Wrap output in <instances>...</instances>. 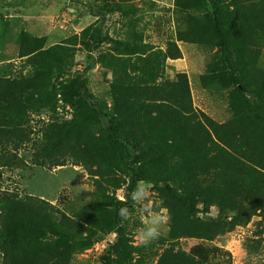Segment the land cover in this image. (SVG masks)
<instances>
[{"label": "trees", "instance_id": "trees-1", "mask_svg": "<svg viewBox=\"0 0 264 264\" xmlns=\"http://www.w3.org/2000/svg\"><path fill=\"white\" fill-rule=\"evenodd\" d=\"M201 2L191 1L188 8L201 9ZM215 7L213 16H188L187 29L180 38L218 49L206 76L207 85L229 90L233 118L218 124L197 111L186 74H178L175 81L157 82L163 62L168 57H180L177 47L175 54L157 53L149 44H143L142 51L154 54L153 59L137 76L126 80L117 77L111 82V104L96 98L84 78L74 79L69 90L62 88L63 99L78 109L84 121L92 122H71L61 131L56 126L50 132L45 129L42 143H34V157L35 161L40 157L39 163L48 159L52 165H65L66 159L57 153L67 146L75 163L99 176L95 183L102 203L58 219L57 215L46 213L49 203L43 199L0 192L3 264H72L73 255L86 249V245L75 240L87 241L95 233L84 223H97L101 229L116 231V246L126 249L124 221L118 210L124 204L131 207L128 193L138 181L163 184L166 194L170 193L166 204L172 219L170 242L182 237L212 241L225 231L217 224L192 219L189 207L197 198L218 206L221 212H232V227L243 211L250 212V217L259 210L264 212V68L259 66L260 51L264 49V0H216ZM97 36L94 48L105 40L102 32L98 31ZM127 45L134 51L135 46ZM42 47L28 46L25 53L32 54ZM117 60L111 54L103 56V63L115 71ZM36 61L39 64L33 74L0 78L1 167L12 165L20 147L30 138L25 103L49 96L52 83L46 68L63 66L54 47ZM95 126L98 128L93 132L91 128ZM77 127H85V133H79L82 138H69L68 134ZM64 138L69 140L64 143ZM9 154L15 155L11 158ZM117 168L129 179L125 200L112 198L108 193L111 187H120L116 182ZM84 229L89 230L87 236H83ZM219 251L217 247L199 244L190 252L167 253L162 264H211Z\"/></svg>", "mask_w": 264, "mask_h": 264}, {"label": "rangeland", "instance_id": "rangeland-1", "mask_svg": "<svg viewBox=\"0 0 264 264\" xmlns=\"http://www.w3.org/2000/svg\"><path fill=\"white\" fill-rule=\"evenodd\" d=\"M191 1L194 0H0V78L16 79L33 74L39 64L37 57L51 53L53 47L63 63L60 67L57 64L46 68L52 83L49 96L35 100L36 103H25L29 112L27 132L30 141H25L20 147L12 165L0 166V192L43 199L49 203L45 206L46 213L55 214L58 219L71 217L78 210L102 203L95 183L99 176L89 173L84 165L75 163V157L69 154L67 146L57 153L61 154L59 158L66 159V164L56 166L48 159L39 163L40 157L35 161L34 143H42L44 130L50 132L52 126L61 131L71 122H92L90 119L84 121L78 109L63 99L62 88L69 90L71 81L82 77L96 98L111 104V82H115L117 77L126 80L137 76L147 61L153 59L154 54L142 51L143 44H149L157 53L168 51L175 54L173 50L177 47L180 57H168L163 62L162 76L157 82L175 81L178 74H186L194 108L218 124L228 123L233 118L229 90L216 84L207 85L209 79L206 78L218 49L180 38L187 29V17L204 19L213 16L216 0H202L201 9L188 8ZM98 31L102 32L105 40L94 48L99 39ZM127 44L135 46L134 51ZM37 45H42V49L32 54L25 53L28 46L32 49ZM260 52L259 66L264 68V49ZM108 54L118 58L114 62L116 71L103 63V56ZM97 128L95 126L91 130L96 132ZM79 133H85V127H77L68 135L69 138L81 139ZM63 140L66 143V138ZM9 155L12 158L15 154ZM115 175L120 187H111L108 193L112 198L125 200L129 179L118 168ZM151 184L153 210L159 212L164 209L169 217L161 228L160 236L147 245H141L137 232L142 225L139 213L135 211L128 221H124L126 249L116 246L119 240L116 231L101 229L97 223H84L95 233L87 241L75 240V243L86 245V249L73 255L72 264H162L167 253L190 252L199 244L220 249L214 254L211 264H264V212L259 210L250 217V212L243 211L232 227L229 223L234 220L232 212H221L218 206L197 198L189 207L192 219L217 224L225 231L212 241L182 237L170 242L172 219L166 204L171 196L169 192L166 194L163 184ZM38 204L41 205L40 201ZM89 230L84 229L83 236H87ZM49 236L56 239L52 234ZM0 264H3L1 252Z\"/></svg>", "mask_w": 264, "mask_h": 264}, {"label": "clouds", "instance_id": "clouds-1", "mask_svg": "<svg viewBox=\"0 0 264 264\" xmlns=\"http://www.w3.org/2000/svg\"><path fill=\"white\" fill-rule=\"evenodd\" d=\"M151 190L152 184L150 182L138 181L136 187L128 193L131 207L124 204L118 210V215L122 221H128L134 211L139 213L142 227L137 232V238L141 245H147L157 239L161 234L162 226L169 219L164 209L159 212L153 210L150 199Z\"/></svg>", "mask_w": 264, "mask_h": 264}]
</instances>
